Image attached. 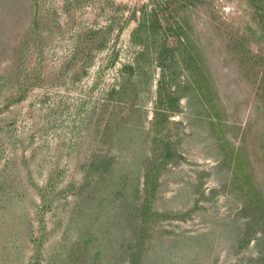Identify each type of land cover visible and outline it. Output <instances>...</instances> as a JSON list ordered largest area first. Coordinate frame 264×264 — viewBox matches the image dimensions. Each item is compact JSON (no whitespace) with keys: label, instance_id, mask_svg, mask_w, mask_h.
Segmentation results:
<instances>
[{"label":"rangeland","instance_id":"1","mask_svg":"<svg viewBox=\"0 0 264 264\" xmlns=\"http://www.w3.org/2000/svg\"><path fill=\"white\" fill-rule=\"evenodd\" d=\"M143 14L157 35L134 44ZM257 29L248 0H0V264H264L223 162L247 156L264 201ZM180 37L214 111L173 58Z\"/></svg>","mask_w":264,"mask_h":264},{"label":"trees","instance_id":"2","mask_svg":"<svg viewBox=\"0 0 264 264\" xmlns=\"http://www.w3.org/2000/svg\"><path fill=\"white\" fill-rule=\"evenodd\" d=\"M248 4L250 8L253 11L254 19L257 22V25L259 26L260 33L264 31V0H248ZM158 25L157 21L154 20L151 16L149 18H146L145 15H142L141 21L138 23L137 27L133 30L131 34V40L134 44H144L143 41L149 40L151 37H154L157 35L156 32V26ZM176 28L180 31H182V34H184V29L181 26H176ZM141 33L143 37V41L136 40V36ZM261 35V34H260ZM261 38L264 42V33L261 35ZM261 39V40H262ZM180 45L183 47L182 52H178L174 54L173 58L175 59V62L177 61V64L181 68V70L184 72L187 78V82L189 83V87L192 89V91L195 93V96L197 98V102L199 106L203 108V110L207 112L214 111V104L213 99L211 98V93H215V90L210 89V76L209 72L207 71V68L203 64L202 59L204 58L203 53H199L197 48L194 46V44L186 43L185 39L183 37L179 38ZM141 42V43H139ZM264 45V44H263ZM146 45H143L145 47ZM148 51L143 48L141 52L137 53V56L135 57V65L137 67V59L140 56H143L147 54ZM163 52H159L158 50L153 51V59L158 62V65L161 66V62L163 60ZM261 60L262 67L264 66V59ZM206 70V71H205ZM261 96V97H260ZM161 101V97H159ZM258 105L255 107L257 111L262 110L264 111V94L258 95ZM172 102H168V106L165 107L166 110L171 108ZM157 116H160V113L157 111V113L154 114V119L157 118ZM155 123V122H154ZM264 130V126H263ZM258 140L264 139V132H261L260 135L257 137ZM163 147L165 151L161 154V163L158 164L159 166L167 165L169 161L173 159L172 155V144L170 141H163ZM241 147L240 149H242ZM260 150L262 154L264 155V146L261 145ZM238 151V150H237ZM241 151V150H240ZM243 153V152H242ZM244 154H245V148H244ZM226 158L224 159V163L231 164L232 169V186L240 187L242 194L244 196V210L248 212L251 218V223H258L259 221H262V230L260 231L262 235L264 236V201L261 199L257 193H254V175L252 168L250 167L251 163L248 160V157H241L240 154H237L233 150H230L226 154ZM157 165V166H158ZM154 169V166L150 168V170L146 171L145 173V194H146V200L143 204L144 213L147 214V210L149 209L148 204V198L147 195H149L151 190H149L150 183H152L151 177H154L152 175V170ZM157 170V168H156ZM157 172L155 173V175ZM257 178H255L256 183ZM264 182H261L263 184ZM258 185V183H256ZM146 217V215H144Z\"/></svg>","mask_w":264,"mask_h":264}]
</instances>
